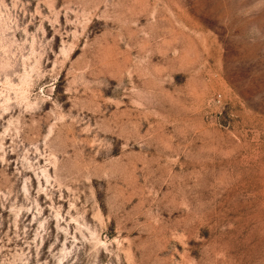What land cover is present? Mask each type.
<instances>
[{"label":"rangeland","instance_id":"1","mask_svg":"<svg viewBox=\"0 0 264 264\" xmlns=\"http://www.w3.org/2000/svg\"><path fill=\"white\" fill-rule=\"evenodd\" d=\"M0 264H264V0H0Z\"/></svg>","mask_w":264,"mask_h":264}]
</instances>
